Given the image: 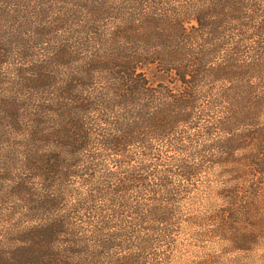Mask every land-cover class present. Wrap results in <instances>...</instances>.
Returning a JSON list of instances; mask_svg holds the SVG:
<instances>
[{"label":"trees","instance_id":"trees-1","mask_svg":"<svg viewBox=\"0 0 264 264\" xmlns=\"http://www.w3.org/2000/svg\"><path fill=\"white\" fill-rule=\"evenodd\" d=\"M263 223L264 0H0V264H223Z\"/></svg>","mask_w":264,"mask_h":264},{"label":"rangeland","instance_id":"rangeland-1","mask_svg":"<svg viewBox=\"0 0 264 264\" xmlns=\"http://www.w3.org/2000/svg\"><path fill=\"white\" fill-rule=\"evenodd\" d=\"M225 253L222 254L223 264H264V223L261 224V233L259 231V240L248 251L238 250L232 248L230 244H225ZM192 247L189 250H182L181 257L183 260H197L203 255L205 250L195 249ZM220 249L219 243L209 244L205 253L215 254Z\"/></svg>","mask_w":264,"mask_h":264}]
</instances>
